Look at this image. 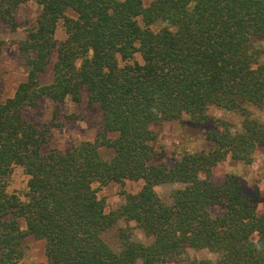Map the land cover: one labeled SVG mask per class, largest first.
I'll return each mask as SVG.
<instances>
[{"label": "trees", "instance_id": "1", "mask_svg": "<svg viewBox=\"0 0 264 264\" xmlns=\"http://www.w3.org/2000/svg\"><path fill=\"white\" fill-rule=\"evenodd\" d=\"M29 1L41 14L18 48L27 78L0 103V264H25L30 236L45 243L38 264H164L187 247L216 254L217 264H264V212L235 176L211 180L227 157L251 164L264 151V123L252 111L264 110V0H0V22L18 29ZM84 92L100 108L101 131L43 155L48 136L25 110L44 98L80 103ZM212 107L239 114L242 130L223 122L207 136L209 151L162 162L161 129L184 119L205 125ZM130 181L141 190L108 212L99 191ZM167 184L183 186L170 204L155 191ZM120 220L151 243L123 230L114 251L103 235Z\"/></svg>", "mask_w": 264, "mask_h": 264}, {"label": "rangeland", "instance_id": "2", "mask_svg": "<svg viewBox=\"0 0 264 264\" xmlns=\"http://www.w3.org/2000/svg\"><path fill=\"white\" fill-rule=\"evenodd\" d=\"M149 5L153 0H144ZM41 14V7L35 1L23 4L17 11L19 28L13 30L0 22V103L12 98L19 85L27 78V69L20 58L19 44L27 37V33L36 25V20ZM69 17H76L73 12L68 13ZM57 40L62 42L66 38L63 21L59 23ZM264 48V40L257 43ZM57 55L53 57V63ZM260 62L264 64V55ZM52 81L51 73L43 76L44 83ZM253 114L264 123V110L252 109ZM209 121L205 125H193L184 119L181 123L165 125L160 135V146L166 151V156L160 159L170 167H173L184 154L195 151H209L211 148L207 140L208 134L218 127L220 130L223 122L230 124L233 131L242 130L243 118L234 112L225 111L212 107L208 111ZM25 119L37 125V127L48 136L47 143L42 148V154L51 152L66 153L73 146L83 142L93 141L98 132L102 129L103 116L100 108L89 103L87 93H83L80 103H74L67 99L61 106H58L48 98L41 99L37 107L26 109ZM101 153L106 159L112 157V151L102 149ZM22 171L16 175V182L19 185L22 180ZM235 176L247 195L255 199L259 213L264 212V151L258 150L251 164H245L227 157L217 164L211 173V180L215 184H221L227 176ZM204 178V176H202ZM14 185L15 188H20ZM143 182H128L125 186L112 182L99 191V195L105 198L107 211L116 210L125 201V193H137L141 190ZM180 184H167L155 188L157 194L166 203L172 202V193L180 189ZM213 215L222 212L219 207L212 208ZM126 230L133 234L135 240L150 244L151 239L147 238L135 222L120 220L109 229L104 235L105 242L116 252L121 249L120 234ZM186 255L178 261L164 264H194L207 262L217 264V255L207 250L197 251L186 248ZM25 264H38L46 261L45 243L30 236L24 243Z\"/></svg>", "mask_w": 264, "mask_h": 264}]
</instances>
